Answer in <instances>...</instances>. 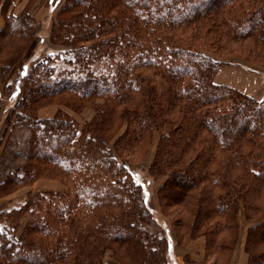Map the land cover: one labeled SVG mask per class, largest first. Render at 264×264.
<instances>
[{"label":"trees","instance_id":"16d2710c","mask_svg":"<svg viewBox=\"0 0 264 264\" xmlns=\"http://www.w3.org/2000/svg\"><path fill=\"white\" fill-rule=\"evenodd\" d=\"M12 3L0 0V36L23 39L34 20L25 10L12 13ZM49 3L56 9L51 37L62 50L30 68L20 63L3 90L10 98L24 93L9 124L24 125L29 140L20 169L0 181V196L45 171L67 186L0 210V264H169L171 237L149 228L141 182L117 149L148 129L159 131L153 163L167 171L161 198L184 205L198 231L174 244L202 235L205 261L226 264L241 201L246 219L261 218L247 230V264H264V93L255 99L217 83L227 61L209 52L240 42L249 44L246 59L264 58V0ZM55 97L94 103L96 115L80 126L66 112L39 118L28 107ZM113 120L125 130L110 144L102 125Z\"/></svg>","mask_w":264,"mask_h":264},{"label":"rangeland","instance_id":"374dc122","mask_svg":"<svg viewBox=\"0 0 264 264\" xmlns=\"http://www.w3.org/2000/svg\"><path fill=\"white\" fill-rule=\"evenodd\" d=\"M12 5L9 8L12 13L19 14L23 10L27 11L34 20L30 34L23 39H9L0 36V63L8 68V64L12 61V66L9 67V72L5 77H0V181L8 174L19 170L24 162L27 153V146L29 140V131L24 125L9 124L10 118L13 113L21 109L20 105L23 100L22 95L19 93L17 96L8 97L3 93V90L8 91L10 84L13 83L18 73L20 63H26L28 68L32 67L40 59L46 55L54 54L58 50H62L58 43L52 39V26L54 23V15L56 9L49 0H12ZM16 2V4H15ZM17 8V10H15ZM24 13V12H23ZM4 20V17H3ZM4 25V21H3ZM3 27V26H2ZM1 27V28H2ZM245 47L240 42H229L224 48L218 51L209 50L210 54L223 61L221 71L215 76V81L220 82L221 77L229 82V86L235 87L241 92L252 96L255 99H260L264 93V58H247L244 56L243 49ZM17 54L18 58L14 60ZM12 59V60H11ZM61 63V61H58ZM57 63V62H56ZM58 65H62L59 64ZM251 66L256 69L255 72L249 70L246 66ZM220 70V68H219ZM218 70V71H219ZM223 72V73H222ZM2 74V73H1ZM222 84V83H220ZM163 83H158L160 89ZM227 85V84H225ZM255 91H250V90ZM101 101V99H100ZM59 101L56 97L47 99L44 102H32L28 106L32 114L39 118L52 117L54 115H61V112H66L81 126L85 122L92 120L96 115L94 103L86 101L76 102L75 105H70ZM16 108V109H15ZM27 108V112H29ZM104 122L103 129L104 135L108 142L113 143L118 136L125 130V124L117 120L106 123ZM159 142V131L148 129L143 132V137L140 141L132 142L131 145L121 148L122 144L117 145L120 156L124 161H127L133 169L136 181L141 182L143 187V197L146 200L147 206L151 209L152 215L149 228L157 234L169 235L171 237L172 246L166 250V258L169 264H176L177 258L173 256L174 239L178 236L181 237L192 234L193 236L198 231L191 229L192 217H189L182 205H173L171 202L164 201L160 195V186L166 179L165 172L156 168L153 163L157 145ZM66 179L56 175L53 172H39L37 176L27 184H19L11 193L9 188L5 189L3 196L8 197V203L18 204L25 199L28 193L34 194L38 192H62L66 189ZM9 189V190H7ZM139 197V195H138ZM15 198V199H14ZM14 199V200H13ZM239 210L245 216V210L242 202H239ZM238 210V212H239ZM237 212V214H238ZM248 219V218H247ZM251 219H261L260 217ZM165 236V237H166ZM197 237H205L200 235L192 238H186V242ZM180 239V238H179ZM169 241V242H170ZM182 242V243H183ZM168 244V242H167ZM181 244V243H180ZM176 245V242H175ZM121 251H126V247ZM125 252V253H126ZM205 257H206V251ZM110 252L105 255V260L109 259ZM212 257L207 258L211 260ZM196 262L186 263L195 264ZM124 264H128L124 261ZM185 264V263H184Z\"/></svg>","mask_w":264,"mask_h":264},{"label":"crops","instance_id":"0c3cea01","mask_svg":"<svg viewBox=\"0 0 264 264\" xmlns=\"http://www.w3.org/2000/svg\"><path fill=\"white\" fill-rule=\"evenodd\" d=\"M15 10H17V8H15ZM3 21H4L3 15L1 14V11H0V29L3 26ZM220 71H221V67L217 75L219 74ZM219 83L230 85L229 82L226 81L223 77H221ZM250 91L252 92L255 90L253 89ZM8 200H9L8 197H0V210L8 208L10 205L15 204L16 201H18V199H16L15 203L13 202L8 203ZM237 221L239 225L237 240L232 249L229 260L226 264H247L248 263V255L244 249L247 230L250 226H253L259 223L261 219H246L243 212L239 210L237 214ZM204 249H205L204 238L197 237L195 239L188 240L181 244H176V245L174 244L173 245V256L175 259L177 258L176 264H184V263L186 264V263H191V262L192 263L196 262L195 264H213V259L207 262L205 261Z\"/></svg>","mask_w":264,"mask_h":264}]
</instances>
